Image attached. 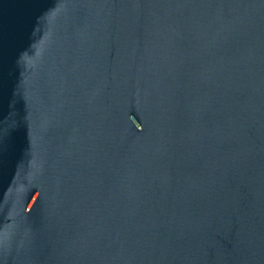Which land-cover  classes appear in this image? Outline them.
Here are the masks:
<instances>
[{
    "label": "water",
    "instance_id": "1",
    "mask_svg": "<svg viewBox=\"0 0 264 264\" xmlns=\"http://www.w3.org/2000/svg\"><path fill=\"white\" fill-rule=\"evenodd\" d=\"M0 264H264V0H0Z\"/></svg>",
    "mask_w": 264,
    "mask_h": 264
}]
</instances>
